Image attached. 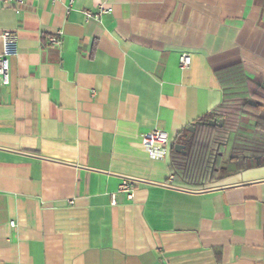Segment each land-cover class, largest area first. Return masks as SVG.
<instances>
[{"label":"crops","instance_id":"0c3cea01","mask_svg":"<svg viewBox=\"0 0 264 264\" xmlns=\"http://www.w3.org/2000/svg\"><path fill=\"white\" fill-rule=\"evenodd\" d=\"M2 30L17 47L0 85V264H264V162L198 189L169 180L177 135L224 99L218 73L264 66V0H0ZM155 128L172 142L158 158L141 138ZM125 178L133 197L113 202Z\"/></svg>","mask_w":264,"mask_h":264},{"label":"trees","instance_id":"16d2710c","mask_svg":"<svg viewBox=\"0 0 264 264\" xmlns=\"http://www.w3.org/2000/svg\"><path fill=\"white\" fill-rule=\"evenodd\" d=\"M264 74V66L242 61L226 69L218 77L224 83L222 103L195 124L193 129L182 130L170 148L169 169L176 186L198 189L215 175V169L227 163L242 167L254 162H264V86L251 83L245 71ZM241 118L249 125V137L230 136ZM216 120L214 125L202 123ZM221 120V125H218ZM190 133V134H188ZM182 144L184 152L174 149ZM225 148H228L225 155Z\"/></svg>","mask_w":264,"mask_h":264},{"label":"built area","instance_id":"2783aa9c","mask_svg":"<svg viewBox=\"0 0 264 264\" xmlns=\"http://www.w3.org/2000/svg\"><path fill=\"white\" fill-rule=\"evenodd\" d=\"M23 0H14L16 4H20ZM56 2L58 0H51ZM111 8L99 6L96 11L92 12L85 10L83 12L85 20L88 19H98V17L105 12H109ZM0 85H7L9 78V57L16 52L17 47V35L12 30H2L0 31ZM48 43L54 46H60L61 44V31L56 30L53 35L48 37ZM191 58L188 53H182L179 57L178 65L181 69L187 68L190 65ZM142 145L148 152L150 157L158 158L162 153H164L167 145L171 142L169 133L162 129H152L148 132H144L141 135ZM172 180V176L169 177ZM134 191V181L130 179H123L119 184L116 192L112 194V201L118 194L125 195V197L130 200L133 197ZM13 225V222H10Z\"/></svg>","mask_w":264,"mask_h":264},{"label":"rangeland","instance_id":"374dc122","mask_svg":"<svg viewBox=\"0 0 264 264\" xmlns=\"http://www.w3.org/2000/svg\"><path fill=\"white\" fill-rule=\"evenodd\" d=\"M245 118H241L238 124L236 125L235 132L232 133L229 139V143H231L233 137H249L252 136L253 134H250L248 132L249 130V125H247ZM228 148H225V155L227 154Z\"/></svg>","mask_w":264,"mask_h":264},{"label":"water","instance_id":"95a60500","mask_svg":"<svg viewBox=\"0 0 264 264\" xmlns=\"http://www.w3.org/2000/svg\"><path fill=\"white\" fill-rule=\"evenodd\" d=\"M202 123L214 125L216 123V120H210V121L202 122ZM221 123H222V121L218 120V125H221ZM192 129H193V126L188 127L189 131H191ZM188 134H190V133H188ZM174 149L177 151L181 150L182 152H184V146L182 144H175ZM250 164H253V160H250ZM230 167H234V165L227 163L225 166H221L220 169H229ZM217 170H218V168L215 169V171H217Z\"/></svg>","mask_w":264,"mask_h":264}]
</instances>
